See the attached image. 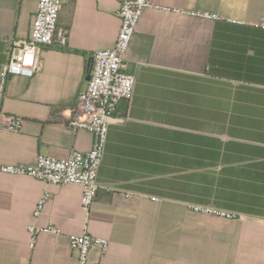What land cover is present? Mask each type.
I'll use <instances>...</instances> for the list:
<instances>
[{
  "label": "crops",
  "instance_id": "obj_1",
  "mask_svg": "<svg viewBox=\"0 0 264 264\" xmlns=\"http://www.w3.org/2000/svg\"><path fill=\"white\" fill-rule=\"evenodd\" d=\"M124 1L62 0L67 46L42 49L41 71L10 76L0 96V114L23 120L18 133L0 129V165L91 149L92 133L67 121L90 56L116 41ZM152 1L218 19L142 12L126 53L133 97L118 105L125 121L109 127L90 209L78 185L0 173V264H77L69 236L84 232L108 243L88 264H264V0ZM37 3L0 0V70L10 39L30 36ZM49 225L60 233H40L31 247L29 227Z\"/></svg>",
  "mask_w": 264,
  "mask_h": 264
},
{
  "label": "built area",
  "instance_id": "obj_2",
  "mask_svg": "<svg viewBox=\"0 0 264 264\" xmlns=\"http://www.w3.org/2000/svg\"><path fill=\"white\" fill-rule=\"evenodd\" d=\"M61 3L62 0H38L30 36L27 39H10L6 52L7 61L0 70V96L10 76L32 79L41 71L42 49H64L67 46L69 30L58 25ZM145 9L218 19L209 13H193L165 7L152 0L124 1L117 12L120 30L116 41L112 48L97 51L90 56L89 62H93L90 79L85 90L78 93L67 121V126L73 131L84 130L92 133L91 149L85 153L73 150L64 159L39 155L33 164L0 165V173L31 177L53 186L78 185L81 188V208L84 211L90 209L100 189L97 174L104 155L109 127L125 121L126 118L117 115V108L122 101L130 103L133 97L135 77L127 72L126 53L139 18ZM22 123L23 120L18 116L0 114L2 130L18 133ZM48 201L49 194L45 191L33 211L34 218L43 214ZM186 208L196 215L243 220L241 215L214 206L188 204ZM28 230L31 234V247L35 246L40 233L50 235L60 233L52 225L41 229L31 226ZM107 245L105 239L93 237L87 232L69 236V246L76 253L77 264H88L90 251L100 249L105 252Z\"/></svg>",
  "mask_w": 264,
  "mask_h": 264
},
{
  "label": "water",
  "instance_id": "obj_3",
  "mask_svg": "<svg viewBox=\"0 0 264 264\" xmlns=\"http://www.w3.org/2000/svg\"><path fill=\"white\" fill-rule=\"evenodd\" d=\"M92 66H93V62L90 61L89 62V66H88V71H87V80L90 79V73H91V70H92Z\"/></svg>",
  "mask_w": 264,
  "mask_h": 264
}]
</instances>
